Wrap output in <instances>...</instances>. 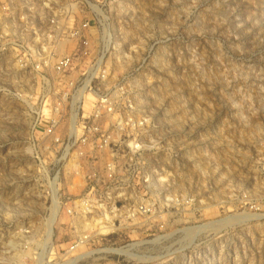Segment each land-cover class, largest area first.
<instances>
[{
  "label": "rangeland",
  "instance_id": "obj_1",
  "mask_svg": "<svg viewBox=\"0 0 264 264\" xmlns=\"http://www.w3.org/2000/svg\"><path fill=\"white\" fill-rule=\"evenodd\" d=\"M26 1L0 0V264H264V0ZM52 17L87 23L106 52L100 89L116 105L94 144L53 109L61 92L16 64ZM53 151L146 161L116 167L124 200L95 224L62 213L77 180Z\"/></svg>",
  "mask_w": 264,
  "mask_h": 264
},
{
  "label": "built area",
  "instance_id": "obj_2",
  "mask_svg": "<svg viewBox=\"0 0 264 264\" xmlns=\"http://www.w3.org/2000/svg\"><path fill=\"white\" fill-rule=\"evenodd\" d=\"M9 5L10 7L7 9L11 11H16L20 7L17 0H9ZM23 5L32 11L37 4L35 1L29 0ZM68 23L59 21L57 17L50 18L48 27L52 34L44 39L46 44H41L42 39L37 36L31 39L27 37L26 43H21L24 45V53L19 57L16 64L20 67L26 66L28 63L31 64V67L39 75L38 88L45 95L50 92H61V96L59 95L57 101L52 104L53 109L65 114L61 116L62 121L69 125L68 130L71 134L78 131V125L80 131H85V134L81 135V137L84 136L81 141L82 144L85 142L94 144L93 139L99 135L97 129L93 128L95 123L110 117L116 105L109 89L105 87L103 90L107 91L105 94L100 89V86L106 81V71L102 68L106 52L103 49H96L95 44L90 42L91 39H87L84 35L89 30L87 23L76 24L70 28ZM19 44L18 38H12L13 50L20 48ZM96 92L100 94L98 95ZM92 94L96 95L95 103L89 100V96ZM87 105L92 108L89 121L79 123V113L85 112ZM49 108L51 109L50 106ZM64 108L69 109L67 117ZM57 123L58 121H51L52 125L45 131L47 135L53 137L55 143L59 142V137L56 138L55 136ZM75 123L78 124L76 127ZM70 132L68 133L69 136ZM101 143L102 141H100V145ZM53 152L58 157L54 162L66 163V165L69 164L74 167V177L77 180V183H73L70 188L76 194L68 195L69 202L63 205L62 213L71 219L75 216L85 217L93 220L95 224L99 222L97 217L101 213L103 215V206L109 204L115 206L124 200L125 195L121 197L118 194L119 187L124 182H117L116 167L123 166V164L129 166L134 161H146L144 157H138L140 151H129L123 156L119 155V152L88 151L91 155L89 161L85 159L86 155L83 151ZM80 159L84 161V169L79 168ZM99 165H102L103 171H100ZM57 175L51 180L47 178L48 183H54L55 178H58ZM148 180L149 178L145 177L143 181L147 183ZM108 228L109 226L106 225L101 226V229Z\"/></svg>",
  "mask_w": 264,
  "mask_h": 264
},
{
  "label": "bare ground",
  "instance_id": "obj_3",
  "mask_svg": "<svg viewBox=\"0 0 264 264\" xmlns=\"http://www.w3.org/2000/svg\"><path fill=\"white\" fill-rule=\"evenodd\" d=\"M52 224V223H51ZM87 227V226H86ZM51 237V228L49 227L48 228V232H47V238H50ZM117 252H119V253H123V251H117ZM125 253V252H124Z\"/></svg>",
  "mask_w": 264,
  "mask_h": 264
}]
</instances>
